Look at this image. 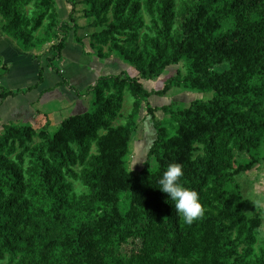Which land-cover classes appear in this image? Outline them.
<instances>
[{"label": "trees", "instance_id": "16d2710c", "mask_svg": "<svg viewBox=\"0 0 264 264\" xmlns=\"http://www.w3.org/2000/svg\"><path fill=\"white\" fill-rule=\"evenodd\" d=\"M32 2L0 0L1 30L25 44L54 10L53 0H40L42 14L28 16L25 6ZM83 3L91 26L101 29L91 36L93 48L95 41L106 45L121 36L128 44L142 34L150 40L143 0ZM184 5L177 11V0L149 4L160 18L151 51L145 56L114 45L138 76L98 79L92 112L69 116L53 134L30 124L2 126L0 264H264V248H256L263 222L247 213L238 181L264 161V0ZM74 13L75 7L69 20ZM64 28L77 34L69 23H61L59 30ZM66 42L62 37L52 47L49 65L62 58ZM182 62L187 75L178 72L158 92L145 88L144 82ZM42 72L41 65L39 83ZM57 73L62 83L56 88L75 90ZM174 88L212 95L185 108L163 107L168 117L162 121L153 115L156 139L144 168L132 173L130 144L142 103L155 114L150 97ZM19 93L2 91L0 100ZM126 93L135 99L134 110L126 124L114 127ZM171 163L182 165V182L199 193L205 209L191 225L159 189L157 181ZM77 184L86 191L78 193Z\"/></svg>", "mask_w": 264, "mask_h": 264}, {"label": "rangeland", "instance_id": "374dc122", "mask_svg": "<svg viewBox=\"0 0 264 264\" xmlns=\"http://www.w3.org/2000/svg\"><path fill=\"white\" fill-rule=\"evenodd\" d=\"M53 1L54 10L52 15L46 19L44 26L34 36L30 44H25L23 41H18L4 34L1 30L3 21L0 15V40L10 38L13 46L19 50L32 53L35 56L40 53L41 56H37V58L40 59L42 64L43 81L46 79L45 84H42L43 81L39 83L38 79L9 84L10 80L3 78L2 84H0V93L2 91H16L17 89L20 93L15 97L8 96L4 98L3 102L0 100L2 103L0 105V129L7 123L15 125L30 124L38 132L48 130L53 134L59 129L62 121L69 116L84 114L94 110V93L92 89L96 85L94 82L98 79L104 76H123L124 74L130 77L138 76V71L134 66L116 52L114 48L116 43L124 46L129 51L136 50L138 53L145 54V56L152 49V38H155L157 34L158 27H156V24L160 20L157 8L149 7L153 0H143L142 16L146 22V32H148L150 37L148 42L143 40L144 34L141 35L138 42L132 44L126 42V36H121L117 41H110L106 45L95 41L94 48L91 46L93 42L91 36L101 29L91 26L94 19L87 16L89 8L83 3V0H72L75 4L68 0ZM156 3L159 4L160 1ZM185 3H190V0H177L176 10L180 11L185 8ZM74 7V18L71 21L69 16ZM42 12L40 0H34L31 4L25 6V14L28 16L34 15L37 17ZM61 23H69L71 27L74 28L75 26L78 28L77 34L73 31L69 32L66 28L59 30ZM160 25L162 26V24ZM179 28L180 24H176L171 38L177 39L176 35L179 32ZM62 37H67L66 50L73 52V54L78 56V59H71L70 55L67 56L64 53V50V54H62L64 56L53 63L54 68L49 65V60L55 55L52 47L60 43ZM77 39H81L83 45ZM171 41L173 40L171 39ZM5 56L1 57L2 59L0 58V67L5 65L7 55ZM10 67L8 65V68H6L9 69ZM59 71L71 77L70 85H73L77 92L70 89L69 86L51 89L56 83H62V78L58 77L57 72ZM0 72L1 76H5L6 71L0 70ZM178 72L182 75H187L186 62L170 66L160 77L144 82V86L151 92L161 91L169 81L177 76ZM47 90L48 92H46ZM210 95L212 94H202L198 91L184 88H174L164 95L154 94L149 101L155 109V114H152V112L148 113L146 104L143 102L138 118V130L133 136V142L130 144L129 170L132 173H138L144 168L147 155L157 134L154 118H152L153 115L156 120L162 121L168 117V113L163 110V107L171 106V104H176L175 109L178 107H189L196 100L209 99ZM134 106V97L130 93H126L122 114L113 126L118 127L126 124L128 117L134 110ZM245 158H247L246 155L241 157L242 160ZM151 164L153 167L156 166L155 159L151 160ZM238 181L247 200V213L252 217L259 216L263 222L259 234V243L256 247L257 251H259V248H264V208L257 209L255 204L249 200L248 194L252 189H256L260 195H264V161L241 175ZM76 189L78 193L86 191V188L81 184H77ZM127 250L128 248H124V251Z\"/></svg>", "mask_w": 264, "mask_h": 264}, {"label": "clouds", "instance_id": "9594fccd", "mask_svg": "<svg viewBox=\"0 0 264 264\" xmlns=\"http://www.w3.org/2000/svg\"><path fill=\"white\" fill-rule=\"evenodd\" d=\"M131 102V101H130ZM183 167L178 163H171L158 179L159 189L168 195L169 201L174 205L175 213L186 224H193L200 219L205 212L199 193L193 188L185 186L182 182ZM248 198L256 208H264V195H260L256 189H252Z\"/></svg>", "mask_w": 264, "mask_h": 264}, {"label": "crops", "instance_id": "0c3cea01", "mask_svg": "<svg viewBox=\"0 0 264 264\" xmlns=\"http://www.w3.org/2000/svg\"><path fill=\"white\" fill-rule=\"evenodd\" d=\"M0 47H1L0 48V58L7 55L6 61L4 63L5 67L4 66L0 67V70L6 69L7 72L4 74L5 76L0 75L1 76L0 77V84H2L4 77L6 79L10 80L9 84H11V83L12 84L22 83V82L29 81L31 79H38L39 80L40 66L42 64H41L40 59L37 58V56H41L40 53H38V55L35 56L32 53L23 52V51H21L18 48L13 46L12 40L10 38H4L3 40H0ZM64 53L67 56L70 55L71 59H73V58L78 59V56L73 54V52H71V51H68L65 49ZM63 56L64 55H62V57ZM8 65L11 66L9 69H7ZM63 74L65 75L64 72H63ZM66 77L69 80L71 78L69 76H66ZM79 78H81V77H79ZM96 82H94V84H96ZM45 83H46V79L43 81L42 84H45ZM58 84L59 83H56L51 89L55 88ZM54 91H55V89H54ZM46 92H48V90Z\"/></svg>", "mask_w": 264, "mask_h": 264}]
</instances>
